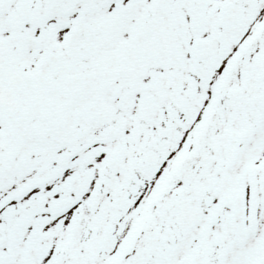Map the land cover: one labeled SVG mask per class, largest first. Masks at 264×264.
Returning <instances> with one entry per match:
<instances>
[{
    "label": "flooded vegetation",
    "instance_id": "1",
    "mask_svg": "<svg viewBox=\"0 0 264 264\" xmlns=\"http://www.w3.org/2000/svg\"><path fill=\"white\" fill-rule=\"evenodd\" d=\"M263 255L264 0H0V264Z\"/></svg>",
    "mask_w": 264,
    "mask_h": 264
}]
</instances>
